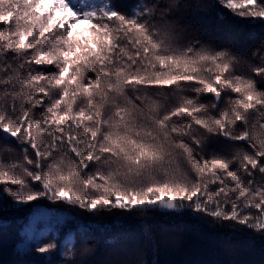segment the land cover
I'll list each match as a JSON object with an SVG mask.
<instances>
[{
    "label": "snow or ice",
    "instance_id": "obj_1",
    "mask_svg": "<svg viewBox=\"0 0 264 264\" xmlns=\"http://www.w3.org/2000/svg\"><path fill=\"white\" fill-rule=\"evenodd\" d=\"M212 7L264 26V0ZM180 8L0 0V152L15 154L0 155V213L40 201L94 216L192 212L264 237V41L247 58L186 36ZM241 63L248 70L238 74ZM40 215L19 247L87 264L77 257L93 251L99 228L73 213L83 222L65 217L41 230ZM95 223L125 227L121 217Z\"/></svg>",
    "mask_w": 264,
    "mask_h": 264
},
{
    "label": "trees",
    "instance_id": "obj_2",
    "mask_svg": "<svg viewBox=\"0 0 264 264\" xmlns=\"http://www.w3.org/2000/svg\"><path fill=\"white\" fill-rule=\"evenodd\" d=\"M204 11L199 12L198 23L193 26V32H186L184 35H198L202 40H214L217 44L231 47L241 57L251 58L257 43L264 41V37H258L257 30L263 29L259 25L257 30L252 31L251 25L236 23L245 18H233L230 14L222 19L217 15V9L212 7L213 0H202ZM198 29V32L194 30ZM259 31V30H258ZM262 35V33L260 34ZM243 66L246 64L241 63ZM6 144L0 140V148ZM7 147L16 148L14 144ZM18 152V149L16 150ZM3 156L4 159L9 156ZM32 205L16 206V210L7 213H0L5 225L0 224L2 236L6 233L9 239L6 245L12 246L16 253H26L19 246L26 238L25 230L32 222L34 211L44 208L49 209V217H43L35 221L38 229L55 228L62 218L75 220L72 214H77V208L66 213L65 205H53L50 202H33ZM85 215L81 213V216ZM110 213H101L96 217L109 218ZM202 214L186 212L185 214H165L163 211L124 214V228L114 230L106 234L101 241H98L95 256L101 258H122L125 262H134L135 259H142V264H264V237H260L253 230L244 229L243 226L231 221H212L211 217L201 219ZM130 217L131 222L127 219ZM78 223V222H76ZM147 223L152 225L149 229V236L142 232V226ZM14 228L16 232H9ZM5 233V234H4ZM120 235V243L113 247L111 238ZM96 234V233H95ZM91 233L88 241L95 239ZM49 236L52 233L48 234ZM7 238V237H6ZM47 239V236L44 237ZM58 240H66L67 235H57ZM32 252V251H31ZM110 259H100L108 261Z\"/></svg>",
    "mask_w": 264,
    "mask_h": 264
},
{
    "label": "rangeland",
    "instance_id": "obj_3",
    "mask_svg": "<svg viewBox=\"0 0 264 264\" xmlns=\"http://www.w3.org/2000/svg\"><path fill=\"white\" fill-rule=\"evenodd\" d=\"M115 2L122 6V7H129L133 4H135L137 2V0H115ZM204 3L205 1L202 0H180V12L181 15L179 16V19H181L186 25H190L191 28L188 30V32L192 33L193 32V26L198 23V13L199 12H203L204 10ZM187 4L188 7H184V5ZM260 24H256L255 21H253V25H251V30H257L258 28H256L257 26H259ZM259 30V31H258ZM257 35L258 37H264V32L263 29H258ZM192 31V32H191ZM262 33V35H260ZM261 45V42L257 43V45L254 47V49H258ZM247 65L243 66L242 64H240L238 66V74L239 73H244L247 72ZM4 148H0V150H3ZM15 149V148H13ZM7 156H13V158H15V154H10L6 151L4 152H0V155H6ZM3 157V156H2ZM9 158V157H8ZM6 158V160L8 159ZM10 199V198H9ZM17 206H21V205H17ZM22 209H25V206H21ZM76 208H71L69 209L67 205H65V212L69 213V210H73ZM42 213V211L40 212ZM81 213H84L85 215L81 216ZM124 214H128V213H121L120 210H113L110 213L109 218L106 217H96V215H92L90 213L84 212L83 210H80L77 208V214L76 216L82 217L83 221H91L93 228H99V230L97 231H93L92 233L95 234V239H93L92 241H88V246L90 248L93 249L92 252H90L87 256L85 257H77L78 261L84 262L86 261L87 264H113V262L115 261H119L121 262V264H142L141 262L143 261L142 259L138 258L135 259V261L132 262H125L124 260H122V258H118L115 257L113 258L112 256H110L109 258H101L99 256L101 255H97L95 256L94 251L96 250V245L98 243V241H101L103 239V237L106 234H109L110 232H113L114 230L110 231V232H105L104 229L102 227H99V225L95 222H102V223H110L114 218L117 217H123ZM76 216L74 217L75 221L78 223H82L83 221L81 220H76ZM127 219L131 222L130 217H127ZM0 224L5 225V221L3 219V217L0 216ZM9 232H16V230L14 228L9 229ZM3 233H0V264H61L62 262V257H58L55 253L52 254H40L37 253L35 251H32L30 253H26L24 255H19L18 253L15 252L14 248L12 246H8L6 245V243H4L5 241H7L9 239V235L6 233H4L5 235H1ZM7 237V238H6ZM102 242V241H101ZM103 243V242H102ZM99 258L100 259H110L108 261H100L99 262Z\"/></svg>",
    "mask_w": 264,
    "mask_h": 264
}]
</instances>
